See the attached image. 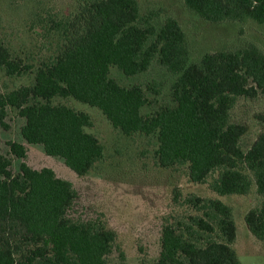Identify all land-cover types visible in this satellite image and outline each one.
<instances>
[{"label": "trees", "instance_id": "obj_1", "mask_svg": "<svg viewBox=\"0 0 264 264\" xmlns=\"http://www.w3.org/2000/svg\"><path fill=\"white\" fill-rule=\"evenodd\" d=\"M185 4L210 22L264 24V0ZM159 17L156 11L142 15L137 0L79 2L55 27L57 52L37 67L34 84L0 92V131L9 128L8 110H16L25 120L21 135L26 143L43 146L48 156L61 158L85 176L104 158V147L87 131L93 126L88 113L52 102L72 98L98 108L126 136H155L162 168L185 164L190 181L197 184L217 175L209 187L219 196L247 195L256 186L264 197V132L244 150L247 127L231 119L238 99L264 95V53L250 45L206 54L190 64L189 42L179 22L167 18L158 25ZM155 60L177 77L172 85L175 106L145 116L149 99L144 88L121 86L110 70L133 77L147 72ZM31 69L0 43V70L7 76ZM9 146L14 157L27 158L25 145ZM11 166L0 139V264H109L118 236L100 221L69 216L78 200L73 184L50 168L36 170L23 162L14 174ZM180 198L178 193L175 202L194 214L166 220L156 264H242L233 247V209L220 199ZM245 223L264 242V199L247 213Z\"/></svg>", "mask_w": 264, "mask_h": 264}, {"label": "rangeland", "instance_id": "obj_2", "mask_svg": "<svg viewBox=\"0 0 264 264\" xmlns=\"http://www.w3.org/2000/svg\"><path fill=\"white\" fill-rule=\"evenodd\" d=\"M85 0H0V43L10 50L13 58L32 69L22 76L9 77L0 70V92L6 93L35 82L37 67L57 52L59 36L56 26L70 17ZM142 15L160 13L158 25L167 18L176 19L185 32L190 47V64L198 63L206 54L236 51L250 45L264 53V24L253 21L210 22L190 10L185 0H137ZM55 28V29H54ZM110 77L123 87L140 85L149 99L143 109L145 116L165 107H174L172 85L176 76L155 60L149 70L129 77L113 67ZM156 92H155V91ZM54 105H64L88 113L93 126L87 131L95 135L104 147V158L85 176H78L58 157L48 156L41 145H30L21 135L25 120L16 110L9 109L0 139L3 154L11 160L14 174L26 162L31 168L52 169L56 175L71 182L78 200L69 211L75 220L100 221L115 231L118 239L109 264H156L161 251V233L167 219L194 214L175 202L191 194L220 199L233 209L237 238L233 245L242 264H264V242L256 239L245 223L247 213L259 207L264 199L253 186L247 195L219 196L209 185L190 181L187 165L162 168L157 161L158 142L155 136H126L115 130L106 116L95 107L72 98L57 97ZM264 95L255 99L240 98L231 112L235 123L247 127L241 140L248 150L264 132ZM26 146L27 158L11 154L9 144ZM174 219V218H173ZM172 221V220H171Z\"/></svg>", "mask_w": 264, "mask_h": 264}]
</instances>
